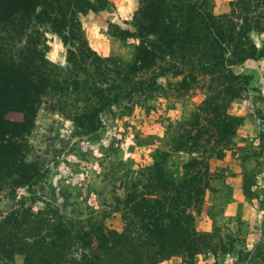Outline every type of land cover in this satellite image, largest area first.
I'll return each mask as SVG.
<instances>
[{
  "label": "rangeland",
  "instance_id": "1",
  "mask_svg": "<svg viewBox=\"0 0 264 264\" xmlns=\"http://www.w3.org/2000/svg\"><path fill=\"white\" fill-rule=\"evenodd\" d=\"M145 1L44 0L43 22L24 33L10 23L0 29L15 61L29 42L37 46L47 80L34 126L18 144L25 165L0 168V225L12 212L32 220L29 228L3 226L0 264H109L98 259L99 238L123 231L126 194L153 193L165 180L183 185L199 171L210 185L200 203L181 205L195 216L192 223L182 215V224L201 233L194 254L154 264H264V57L206 72L205 59L177 49L128 75ZM193 1L219 16L233 0ZM253 38L261 46L264 33ZM61 234L58 262L52 242ZM19 238L27 250L17 249ZM139 263L127 256L125 264Z\"/></svg>",
  "mask_w": 264,
  "mask_h": 264
},
{
  "label": "trees",
  "instance_id": "2",
  "mask_svg": "<svg viewBox=\"0 0 264 264\" xmlns=\"http://www.w3.org/2000/svg\"><path fill=\"white\" fill-rule=\"evenodd\" d=\"M42 4L44 0H0V29L8 30L6 25L10 23L19 33H24L33 21L43 22L45 11H38ZM138 32L142 41L137 48L135 67L130 68L128 75L151 68L162 53H173L177 49L191 50L199 60L205 59L206 63H200V66L206 72H213L219 64L229 70L249 59L264 57V41L258 46L253 38V33H264V0H233L229 12L219 16L204 10L193 0H146L139 11ZM151 34L157 36L156 42L145 39ZM6 39L12 40L13 35ZM6 47V42L0 45V168L12 171L10 168L20 162L25 165L24 153L18 144L24 132L34 126L41 96L47 92V80L46 74L39 72L45 63H41L36 45L29 42L17 51L21 57L19 61L14 59L13 48ZM125 75L123 78L127 77ZM10 110L22 112L23 120L6 119ZM29 170V167L23 170L21 179L27 177ZM159 175L163 176V172ZM167 183L165 180L163 185H156L153 193L135 190L126 194L122 202L131 213H125L121 233L113 231L109 237L101 231L97 250L100 262L125 264L127 256H132L139 264H154L176 252L194 254L191 249L197 247L201 233L194 226L188 229L182 224V215L192 223L195 216L187 214V208L181 205L200 203L206 186L210 185L208 171L191 174L183 185L175 187ZM22 215L12 212L6 216L0 232L5 225L20 227L27 224L29 228L32 220L21 218ZM59 236L52 243L59 248L55 250V259L61 262L65 259L59 251L64 236ZM19 241V250L25 251L30 246L24 238ZM126 244H130L127 250L122 248ZM136 250L137 254H134ZM83 257L87 256L84 254Z\"/></svg>",
  "mask_w": 264,
  "mask_h": 264
}]
</instances>
